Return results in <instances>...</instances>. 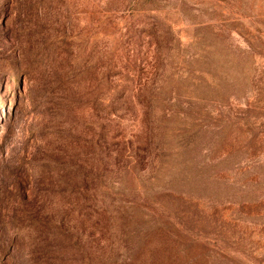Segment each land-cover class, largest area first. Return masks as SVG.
I'll return each mask as SVG.
<instances>
[{
  "label": "rangeland",
  "instance_id": "rangeland-1",
  "mask_svg": "<svg viewBox=\"0 0 264 264\" xmlns=\"http://www.w3.org/2000/svg\"><path fill=\"white\" fill-rule=\"evenodd\" d=\"M159 190L264 264V0H0V264H169Z\"/></svg>",
  "mask_w": 264,
  "mask_h": 264
},
{
  "label": "trees",
  "instance_id": "trees-1",
  "mask_svg": "<svg viewBox=\"0 0 264 264\" xmlns=\"http://www.w3.org/2000/svg\"><path fill=\"white\" fill-rule=\"evenodd\" d=\"M173 175H176V174H173ZM189 175H193V173H190ZM184 177H189V176H181V177L178 176L176 181L177 180H186V178H184ZM157 182H158V180L155 176L152 179V185L154 183H157ZM172 182L173 181H171L170 183H172ZM161 190H159L158 192H156L154 195H152L150 197L151 201H153V203H155L156 205L160 204V209L158 210V212L154 211L153 214H149L146 212V216H150V219L152 222V226H151L152 228H154L155 226L158 227L160 230H162L163 234L170 237V239L172 240L171 242L173 243L174 248H176V253L174 251V253L172 255L171 262L175 261L176 263H180V264H201V263L209 264V262H210L212 264V262H213L212 259H213V256L215 253H217L220 256H224V255L228 256V255L232 254V248L229 245V243L222 237H220V238L215 237L217 234H214V237H211V238H202V237L200 238L199 234H196V236L189 238V240H188L189 244L187 245L188 247H190L189 250L199 252L200 253L199 257L193 258V259H188L186 257L187 254H182V251H185L184 249H181L182 242L183 241L185 242L184 238H181L182 234H184L188 228L191 231H194L195 230L194 227H196V226L193 225L194 227H191V225H189L188 219L185 216H183V217L185 218L186 223L182 220L181 216L178 214H175L174 216H172L171 214L167 215L166 209L170 210V208H166V206H164L161 203V201L159 199V197L162 194V193H160ZM162 191H164L163 193L166 195L178 194V191L176 192L175 189L170 188V187L167 188L166 190H162ZM179 198L187 201L188 199H191L192 197H190L189 194H182V196L179 195ZM162 206L164 207V211L162 210ZM170 212L172 214H174V212H172V211H170ZM96 214H97L96 216L98 218L100 217L99 221L102 224H104V222L108 224L107 227L110 228L109 232H114L113 229H114V225L116 223H114L112 220H115L117 218L119 222H122L121 219H122V216L124 215L121 208L120 207L114 208L112 203L105 206L104 209L97 211ZM195 223H198V222L196 221ZM198 226H199V224H198ZM105 230H106V228H105ZM213 242H215L216 244H213ZM183 257L185 259L181 260ZM84 261H85L84 264H94L93 255L87 252L86 257L84 258ZM162 264H167V262L165 261Z\"/></svg>",
  "mask_w": 264,
  "mask_h": 264
}]
</instances>
